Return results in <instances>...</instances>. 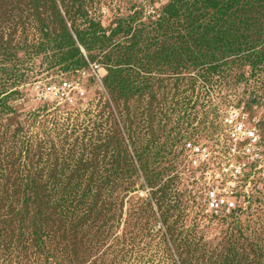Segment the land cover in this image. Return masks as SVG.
Returning <instances> with one entry per match:
<instances>
[{
  "label": "rangeland",
  "instance_id": "1",
  "mask_svg": "<svg viewBox=\"0 0 264 264\" xmlns=\"http://www.w3.org/2000/svg\"><path fill=\"white\" fill-rule=\"evenodd\" d=\"M176 2L173 19L171 0H0V264H264V179L207 219L178 153L232 107L264 137V10ZM59 15L90 32L81 56ZM60 79L82 98L38 102L34 84Z\"/></svg>",
  "mask_w": 264,
  "mask_h": 264
},
{
  "label": "built area",
  "instance_id": "2",
  "mask_svg": "<svg viewBox=\"0 0 264 264\" xmlns=\"http://www.w3.org/2000/svg\"><path fill=\"white\" fill-rule=\"evenodd\" d=\"M38 102L72 104L84 90L69 79L33 86ZM244 108H230L211 119L208 127L183 137L180 168L191 179L201 216L232 218L247 209L246 196L253 181L264 179V137L257 120Z\"/></svg>",
  "mask_w": 264,
  "mask_h": 264
},
{
  "label": "trees",
  "instance_id": "3",
  "mask_svg": "<svg viewBox=\"0 0 264 264\" xmlns=\"http://www.w3.org/2000/svg\"><path fill=\"white\" fill-rule=\"evenodd\" d=\"M205 1L207 3V7H214L217 10V14H225V12L228 8L232 9L235 7L234 10H232L233 13H236V14L238 13V15L242 16V19H243V15H244V14H242V12L246 11V7L248 5H251V7L253 6L252 7V13L249 16L250 18H252V16L254 15L255 10H260L259 13L257 14L259 16L258 21L260 19V12H262L264 10V0H231L229 4H225L224 0L221 1V4H218V0H205ZM52 4L54 5L53 1H52ZM178 7L179 6H178L176 0H171V4H169L165 9L168 10L167 14L174 19V18H177V16L179 15ZM257 7H259L260 9H256ZM186 10L188 11V15H189L190 20L196 19L195 14H193L194 10L192 9L191 6L188 5L186 7ZM59 18H60V24L62 25V37L63 38L61 39L62 40L61 42L67 43L71 47V49L74 50V52L77 55L81 56L80 50L76 45V41L79 42V44H81V46H83L86 50H89L91 48L92 42L89 43L86 40V35L90 34V32H87V31L83 32L82 30H79L78 27H76L74 24L72 26L73 28H71L72 32L71 31L69 32L67 30V26L64 23V20L60 17V15H59ZM164 19L167 22H169V17L164 18ZM132 20H134V18H132ZM87 23H89V26H91L93 29L92 35H94V32H96V31H98V29H100L98 24L96 22H94V20H92V19L87 20ZM122 29H123V26L121 24L118 25V28L116 29L118 31H113V35L117 34ZM131 29L132 28H130V27L127 28L126 29L127 33H130ZM73 35L75 36L76 39L73 38ZM135 36H136V34L134 35V37ZM207 40L209 41V37L207 38ZM208 45H209V42L207 43V47H208ZM127 60L130 61L131 59L129 58ZM128 164L132 165L131 159H130V163H128ZM149 183H153V182H148V184ZM160 191H162V190H160ZM129 193H131V192H126L125 196H122L120 198V204H122L123 200L125 199V197ZM158 198L164 200L166 198V195H164V196L161 195ZM118 213L120 216L122 215L121 211H118ZM39 230H40V228H36L35 231L32 230L31 232L35 235V240L37 242H39L41 245V244L45 243L42 239V237L44 236L43 234H45V232L39 231ZM4 231H6V232H2L0 234V236L4 235V238H5L0 243L1 249H5L8 246H10L12 244L11 239L14 240V236H12L13 235L12 229H5Z\"/></svg>",
  "mask_w": 264,
  "mask_h": 264
}]
</instances>
